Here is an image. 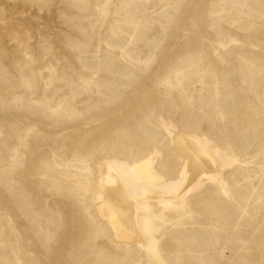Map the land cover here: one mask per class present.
<instances>
[{"label":"rangeland","instance_id":"374dc122","mask_svg":"<svg viewBox=\"0 0 264 264\" xmlns=\"http://www.w3.org/2000/svg\"><path fill=\"white\" fill-rule=\"evenodd\" d=\"M161 121L243 163L164 212V261L264 264V0H0V264H156L91 198L106 155L177 177Z\"/></svg>","mask_w":264,"mask_h":264},{"label":"bare ground","instance_id":"6f19581e","mask_svg":"<svg viewBox=\"0 0 264 264\" xmlns=\"http://www.w3.org/2000/svg\"><path fill=\"white\" fill-rule=\"evenodd\" d=\"M161 128L180 159L177 177L159 174L157 150L132 161L106 155L95 164L99 175L91 201L116 242L133 245L156 264H167L159 249L162 229L170 223L164 212L191 218L188 197L203 179L230 198L224 174L243 163L203 135L179 133L163 121Z\"/></svg>","mask_w":264,"mask_h":264}]
</instances>
